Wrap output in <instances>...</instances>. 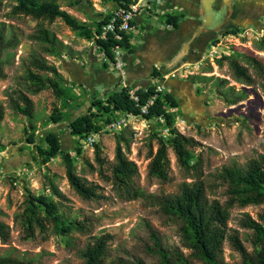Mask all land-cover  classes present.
Instances as JSON below:
<instances>
[{"label":"rangeland","instance_id":"374dc122","mask_svg":"<svg viewBox=\"0 0 264 264\" xmlns=\"http://www.w3.org/2000/svg\"><path fill=\"white\" fill-rule=\"evenodd\" d=\"M56 1L61 9L92 30L104 16L110 17L120 4L117 0H81L79 4L70 6L67 0ZM14 3L15 0H1L0 8V22L5 24L6 35L13 31L18 37L17 45L4 52L7 62L3 67L4 76L0 77V219L9 229L8 238H0V256L30 259L33 264H83L81 251L85 245L94 236L110 233L112 239L103 264H168L155 245V237L163 249L162 253L171 262L177 256H183L190 264H205L185 245L180 231L181 220L164 214L153 199V195L174 193L181 182L192 180L178 165L170 148V180L161 181L148 175V149L149 146L156 147V136H168L165 123L156 118L147 120L137 117L119 132L100 126L92 144L85 143L84 137L72 136L68 122L84 114L91 100L101 97L102 88L100 83L97 84L96 72L92 70L91 74H94L96 80L95 92L76 86L68 80L70 76H63L61 70L69 67L72 76L80 79L76 64L81 68L91 65V52L100 54L103 63L106 61L94 38L80 36L60 18L44 24L62 42L61 50L55 55L43 52L42 45L28 37L34 32L37 20L29 16L12 15L10 10ZM260 4L264 13V0ZM258 7L257 3L253 6L245 4V11H256ZM263 22L264 15L257 22H238L233 27H222L201 55V62L184 64L173 72V76L179 78L176 83L179 106H167V109L173 115L177 130L198 141L199 145L192 148L193 159L199 163L198 172L208 186L207 195L220 201L228 196L226 184L212 188L209 185L212 182L219 183L216 175L221 168H243L249 159L264 154L262 80L248 65L254 78L253 83L245 85L236 81L232 69L224 60L226 56L232 55L246 64L241 54L251 53L264 63V51L256 45L261 38H255V32H260ZM159 23L161 21H156L153 25L158 26ZM232 28L236 32L228 33ZM212 44L217 45L218 52L223 50L225 53L221 57L212 56ZM31 55L45 57L49 63H53L64 80L60 81L62 95L55 94L50 87L36 94L27 92L33 101V115L27 117L19 112L16 97L18 91L26 92L28 80L25 77V62ZM65 62L72 65L67 66ZM155 83L160 84L161 80H155ZM74 89H78L79 93ZM55 112L60 115L58 122L49 119ZM50 132L58 135L63 152H69L73 157L77 174L101 186L104 199L87 200L74 191L66 178L61 155L43 160L38 148L44 146L43 138ZM121 133L129 140V148L125 152L138 167L135 181L143 192L141 197L133 200L117 198L110 183L103 179L99 171L103 168L109 173L106 168L113 161L116 136ZM95 144L100 149V156L104 158L101 166L95 159ZM76 146L81 149L79 154H76ZM51 183L62 192L64 198L50 195ZM28 191L35 195L47 194L57 201L64 221L67 218L88 219L90 231L80 233L71 230L65 233L51 221H46L44 230L35 226L33 236L26 237L24 226L20 219L15 218V214L22 211ZM263 213L264 202L235 205L230 210L228 226L237 231L250 255L255 252L253 231L242 225V218L248 214L261 221L260 215ZM222 248L220 256L224 264H242L241 254L228 240Z\"/></svg>","mask_w":264,"mask_h":264},{"label":"trees","instance_id":"16d2710c","mask_svg":"<svg viewBox=\"0 0 264 264\" xmlns=\"http://www.w3.org/2000/svg\"><path fill=\"white\" fill-rule=\"evenodd\" d=\"M68 5L74 6L81 0H67ZM130 0H117V2H128ZM1 8V0H0ZM10 13L14 16H29L37 20L35 30L29 34V39L42 45L43 52L49 55H55L61 50L62 42L49 30L44 22L52 23L60 18L72 30L77 31L80 36L91 39L98 34L101 26L106 23L109 16H104L102 20L96 23L94 30L84 22L73 17L69 12L61 9L56 0H15L11 6ZM177 16L166 14V22L173 27L177 26ZM5 24L0 22V77L4 76L3 67L7 62L4 52L13 48L18 43V37L10 31L9 35L5 33ZM227 31V30H225ZM236 32L235 28L227 31ZM96 45L105 56L112 60L111 48L115 44L122 48H128L127 35L123 34L120 41L113 39L108 35L106 40L95 39ZM257 48L264 51V37L256 42ZM246 64H242L238 58L229 55L224 58L232 69L234 79L245 85H251L254 81L249 72L248 65L251 66L258 77L262 80L264 87V63L256 55L251 53L241 54ZM221 63V60L218 61ZM26 79L28 80L26 92L18 91L17 105L19 112L27 117L33 115V101L27 94H36L39 91L50 87L57 95H62L60 81L64 80L62 74L57 70L53 63H49L45 57L31 55L25 62ZM156 75V74H155ZM157 77V75L155 76ZM154 86L146 89L138 88L136 94L139 101L130 99L127 87L114 89L103 98L94 97L88 110L68 122L69 132L72 136L80 138L88 133L98 132L100 126H104L118 113L140 114V106L145 104L148 96L154 93ZM168 107H178L176 98L169 92L159 93L153 104L148 107V112L143 114L147 120L162 116L168 129V136L162 138L156 136V147L149 146L147 164L148 175L156 177L161 181L170 180V160L168 156L169 148L176 157L180 167L189 175L190 181H183L179 184L174 193L153 195V199L159 206V209L167 215L176 216L181 220L180 231L185 245L190 248L193 254L202 259L205 264H224L222 257V247L228 240L234 249L242 257V264H264V213L260 215L261 221H258L248 214L242 218V225L253 231L254 237V255H250L243 245L236 230H231L228 226L230 210L235 205L256 204L264 202V154L249 159L242 167L224 166L217 173L216 177L219 183L212 182L209 187L226 184L227 198L220 201L217 198H210L207 195V185L201 179L198 172L199 163L193 159L192 148L199 145L193 137H189L179 132L174 126L173 115L168 111ZM56 111V110H55ZM2 110L0 109V120ZM49 119L58 122L60 115L55 112ZM44 146L39 149L44 161L61 155L65 164V174L70 186L74 191L84 199H104L105 195L101 191L99 184L79 176L73 163V157L69 152H63L60 140L57 134L50 132L43 138ZM129 140L124 138V134L116 136L115 152L113 161L109 163L106 171L100 168L103 179L110 183L112 190L117 198L121 200H133L143 195V192L136 184L135 177L138 174V167L133 160H130L125 152L129 148ZM76 154L81 149L75 147ZM95 159L100 164L104 163V158L100 156V149L95 144ZM51 196L64 198L62 192L53 184L49 185ZM23 209L15 214L16 219H20L26 237L34 234V227L41 230L45 228V222L51 221L60 230L68 233L75 230L80 233L90 231L88 219L67 218L65 221L62 212L59 211L58 203L47 194L35 195L28 191L23 202ZM9 236L8 226L0 219V238L6 240ZM112 235L103 233L94 236L85 248L81 251L84 259L83 264H103L107 247ZM155 245L161 253L163 260L168 264H190L183 256H177L174 262H171L155 237ZM0 264H33L30 259L16 258L10 255L0 256Z\"/></svg>","mask_w":264,"mask_h":264},{"label":"crops","instance_id":"0c3cea01","mask_svg":"<svg viewBox=\"0 0 264 264\" xmlns=\"http://www.w3.org/2000/svg\"><path fill=\"white\" fill-rule=\"evenodd\" d=\"M219 1L216 0L214 3L211 22L208 24L205 22L202 0H165L163 2L161 8L167 14L178 17L176 27H166L165 14L137 16L134 29L126 33L128 48H123L122 61L125 74L122 78L117 70L106 62H102L100 54L92 52L91 65L81 68L79 64H76L80 79L72 76L73 72L69 70V67L62 69V74L70 76L72 79L68 77V80L84 88L85 91L95 92L96 80L94 81L91 70L96 72L97 84L100 83L102 88L101 97L97 98L105 97L106 94L124 84L132 88L146 89L154 86L155 80H161L165 92L171 93L176 98V83L179 82V78L173 76L176 68L184 64L201 62V55L222 27H233L238 22H257L264 15L261 0H229L225 8ZM255 3L259 6L258 10L245 11L247 9L245 4L253 6ZM156 21L161 23L154 26L153 22ZM65 63L67 66L72 65L70 62ZM89 69L90 72H88ZM74 91L79 93L78 89Z\"/></svg>","mask_w":264,"mask_h":264},{"label":"built area","instance_id":"2783aa9c","mask_svg":"<svg viewBox=\"0 0 264 264\" xmlns=\"http://www.w3.org/2000/svg\"><path fill=\"white\" fill-rule=\"evenodd\" d=\"M165 0H130L128 2H121L117 5V7L112 11L110 17L101 26V29L98 34L94 35L95 39L106 40L108 35H112L113 39L116 41H120L123 38V34L128 33L132 29H134V21L137 16L140 14H147V15H164L166 14L165 10L161 8L163 2ZM167 27L172 26L171 24H166ZM243 31V30H242ZM260 32H255L257 39L264 37V22L262 23V27L259 30ZM217 45H211V52L210 54L214 57H221L225 51L218 52L216 50ZM112 51V60L108 59L105 54L102 52L104 60L107 64H109L113 69L117 70L121 78L125 74L124 71V63L121 59L123 54V48L115 44L111 48ZM124 83V82H122ZM122 87L128 88V94L130 99L134 100L135 102L139 101V96L136 94L138 88L128 87L127 85H122ZM164 86L162 83L156 84L154 86V93L148 96V99L145 104L140 106V114L134 115L131 113H118V115L111 119L108 123L104 125L103 129L110 130L112 132H119L123 128H125L130 120L136 119L137 117H143V114L148 112V107L153 104L156 96L159 93H164ZM157 120L165 123V120L162 116L156 117ZM167 128V127H166ZM96 132L88 133L85 137V143L92 144L95 140L94 137L96 136Z\"/></svg>","mask_w":264,"mask_h":264},{"label":"water","instance_id":"95a60500","mask_svg":"<svg viewBox=\"0 0 264 264\" xmlns=\"http://www.w3.org/2000/svg\"><path fill=\"white\" fill-rule=\"evenodd\" d=\"M216 0H202V6L204 7L205 11V22L206 24L211 22V14L213 11V6ZM229 0H220L222 6L225 8L228 4Z\"/></svg>","mask_w":264,"mask_h":264}]
</instances>
